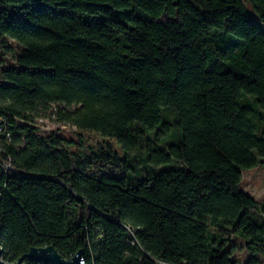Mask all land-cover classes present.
<instances>
[{
  "label": "trees",
  "instance_id": "trees-1",
  "mask_svg": "<svg viewBox=\"0 0 264 264\" xmlns=\"http://www.w3.org/2000/svg\"><path fill=\"white\" fill-rule=\"evenodd\" d=\"M4 40L19 45L0 55L4 263L52 247L85 264H239L240 241L260 264L264 202L240 184L264 165V0H0ZM42 118L74 139L39 135Z\"/></svg>",
  "mask_w": 264,
  "mask_h": 264
},
{
  "label": "rangeland",
  "instance_id": "rangeland-1",
  "mask_svg": "<svg viewBox=\"0 0 264 264\" xmlns=\"http://www.w3.org/2000/svg\"><path fill=\"white\" fill-rule=\"evenodd\" d=\"M7 47H10L11 51H9ZM19 50V45L11 40H4L0 42V55H2L1 59L6 62H11L13 54ZM56 127V126H55ZM65 137L67 139H74L72 136V131L65 130ZM76 133V132H75ZM80 133V132H79ZM77 133V134H79ZM85 139L82 141L83 148H93L96 153L101 149L103 150V155H113V153H117L119 157H122V153L117 145L113 143L111 149L107 148V139H102L99 136H95L92 133H85ZM83 148L64 146L62 144L58 145L57 150L64 151L70 154L82 155L84 153ZM42 154H38L41 157ZM88 166V171L92 175L98 178H109V177H119L120 172L110 164L106 159H93L92 157H87L85 161ZM240 189L242 192L252 196L259 203L264 202V165L259 166L257 168H253L250 170H246L243 172L242 182L240 184ZM241 242H238V251L235 254V257L238 260L239 264H245L249 255L242 248ZM260 264H264V256L257 257Z\"/></svg>",
  "mask_w": 264,
  "mask_h": 264
},
{
  "label": "water",
  "instance_id": "water-1",
  "mask_svg": "<svg viewBox=\"0 0 264 264\" xmlns=\"http://www.w3.org/2000/svg\"><path fill=\"white\" fill-rule=\"evenodd\" d=\"M178 1V0H177ZM108 9V7H105ZM2 250L0 249V264H6L1 259ZM83 252H78L72 259L65 260L52 247L32 248L29 253L18 259L15 264H25V260L43 264H85Z\"/></svg>",
  "mask_w": 264,
  "mask_h": 264
},
{
  "label": "built area",
  "instance_id": "built-area-1",
  "mask_svg": "<svg viewBox=\"0 0 264 264\" xmlns=\"http://www.w3.org/2000/svg\"><path fill=\"white\" fill-rule=\"evenodd\" d=\"M3 122V119L0 118V124ZM32 126V125H31ZM33 127H37L39 129V135H45V134H50V133H53L55 131H57L58 129L62 130V131H65V130H70L72 132H76V128L74 127H59V126H54L51 122H49L47 119L44 120V118L42 119H39L38 120V125H33ZM5 131L3 130V128L0 126V137L2 136V134L4 133ZM6 138H7V142L10 141V138L8 135H6ZM9 172H15L14 169L11 167L10 164L4 162V161H1L0 160V176L1 175H7ZM126 230L128 231L129 233V236L132 238L133 240V243H136V239H135V231L134 229L132 228H126ZM85 263V262H84Z\"/></svg>",
  "mask_w": 264,
  "mask_h": 264
}]
</instances>
